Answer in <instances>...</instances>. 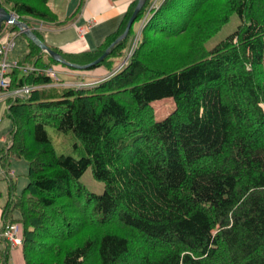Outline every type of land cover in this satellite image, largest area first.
Returning <instances> with one entry per match:
<instances>
[{
  "label": "trees",
  "instance_id": "trees-1",
  "mask_svg": "<svg viewBox=\"0 0 264 264\" xmlns=\"http://www.w3.org/2000/svg\"><path fill=\"white\" fill-rule=\"evenodd\" d=\"M0 1L32 29L77 16L60 20L50 0ZM137 5L96 50L50 48L89 65L125 32ZM233 15L237 30L208 50ZM133 32L88 70L55 61L21 34L28 53L8 75L10 90L55 83L26 66L111 73ZM168 98L176 108L157 121L152 104ZM5 116L12 131L0 170L7 179L12 161L25 160L29 183L17 194L8 180L3 230L21 227L25 264H264V0H161L115 75L9 99ZM48 125L72 132L81 157L57 154ZM89 169L103 194L81 183Z\"/></svg>",
  "mask_w": 264,
  "mask_h": 264
},
{
  "label": "crops",
  "instance_id": "crops-1",
  "mask_svg": "<svg viewBox=\"0 0 264 264\" xmlns=\"http://www.w3.org/2000/svg\"><path fill=\"white\" fill-rule=\"evenodd\" d=\"M135 1L139 3V0H50L49 6L60 20L77 14L75 20L65 26H57L54 23L47 22H42V24H40L37 22L33 24V28L40 33L44 43L63 53L79 54L93 51L100 47L107 37L117 32L130 5ZM8 60L13 61L11 65L17 64V60L13 58L11 54ZM57 72L63 76L59 78L60 81L65 83H71L75 80H66L64 76L70 78L71 76H78L76 74H83V72H73L63 69H59ZM110 74L111 73H106L103 69H98L92 73H85L89 78L94 77L97 80L106 78ZM6 109L7 104L0 103V132L6 127L11 126L10 121L6 120ZM9 137L10 135L2 139L0 138V155L1 151L8 146ZM10 171L11 170L8 171L9 177H14L16 173ZM0 174L1 176L5 175L2 171ZM11 180L13 179L11 178ZM6 194L8 200V184L6 185ZM5 205L3 207L0 205V231H2L5 226ZM0 264H25L22 247L19 246L13 249L6 240L1 239Z\"/></svg>",
  "mask_w": 264,
  "mask_h": 264
},
{
  "label": "rangeland",
  "instance_id": "rangeland-1",
  "mask_svg": "<svg viewBox=\"0 0 264 264\" xmlns=\"http://www.w3.org/2000/svg\"><path fill=\"white\" fill-rule=\"evenodd\" d=\"M147 1V0H146ZM161 0H159L160 3ZM157 4V0H151L149 8L145 11V14L143 18L139 22H135L133 25V34L129 41V49L126 51L125 57L120 61V63L115 67V69L111 72V74L103 79H96L94 77L89 78L84 73L83 74H76L78 76L74 77L71 76L70 78L68 76H64V78L75 80L74 82H71L72 87H78L77 85L85 83L86 87L93 86L94 84L112 77L115 75L119 68L124 64V62L127 60V62L132 57L135 46H138V44L141 41V37L144 31V28L147 24V22L150 20V17L153 14L154 9H156L159 5ZM8 8V7H7ZM10 9V8H9ZM10 12V11H9ZM13 14V13H12ZM18 17L17 15H15ZM19 20V19H18ZM23 22V21H22ZM41 24V23H40ZM240 25V19L237 15H233L230 19V21L217 33L209 42L207 43V49L212 50L217 44H219L221 41L226 39L228 36L233 34L238 26ZM3 30L0 34V40H2L5 35H7L9 31V26L7 24L3 25ZM42 27V26H41ZM30 28V27H29ZM32 29V28H30ZM35 30V28L32 29V31ZM126 30V29H125ZM131 31V30H130ZM34 32V31H33ZM28 43L27 40L23 36H19L16 40V47L15 49L10 53L13 58H15L18 61L24 60L25 55L28 53ZM9 63H13L12 60L9 61ZM126 65V63L122 66V68ZM121 68V69H122ZM120 69V70H121ZM118 70V71H117ZM58 77H63L58 73ZM79 77V78H78ZM81 88V87H80ZM153 109L155 111V118L157 121L164 120L169 114H171L175 110V102L173 99H163L160 101H156L152 104ZM6 120H8L6 118ZM47 132L49 133V136L52 140L53 146L57 152V154H63V155H71L75 158H80L81 155L84 153V146L83 144L74 136L72 132L64 133L59 131L56 127L48 125L46 127ZM12 131V127L8 126L3 131L0 132V138L8 137ZM11 170L10 172L14 171L16 175L11 177L14 182H16L17 187V194H21V192L24 190V188L28 185L29 179L27 177L29 173L28 164L25 160H14L12 161L11 165L8 167L7 171ZM4 173L6 171L0 170ZM5 176H1L0 174V205L3 207L7 200V194H6V185L8 184V180L11 178L8 176L7 179H4ZM81 183L87 188L89 192L95 193V194H103L105 192L106 186L103 182H100L95 179L92 169H89L81 178ZM5 184V185H4ZM5 186V187H4ZM2 194V195H1ZM8 201V200H7ZM15 219L20 218V214L18 212L14 213Z\"/></svg>",
  "mask_w": 264,
  "mask_h": 264
},
{
  "label": "built area",
  "instance_id": "built-area-1",
  "mask_svg": "<svg viewBox=\"0 0 264 264\" xmlns=\"http://www.w3.org/2000/svg\"><path fill=\"white\" fill-rule=\"evenodd\" d=\"M159 3V0H157V4ZM19 19V17H16ZM23 30H19V32H8L5 37L0 40V103L7 104V101L12 98L22 97L25 95H29L36 89L40 88H49L54 86H64V87H72L75 85H72L71 83H65L61 82L58 77V72H56L53 69H47L44 71L38 70L35 67L32 66H26L23 68L24 73H28L31 71H37L41 74H45L51 79L55 81L54 84L51 85H45V86H25L19 89L10 90V78L9 74L12 72L13 68L17 66L11 65L9 63V55L10 53L15 49L16 47V40L19 35L23 34ZM137 46H135L136 48ZM127 63V60L124 62V64ZM123 64V65H124ZM122 65V66H123ZM122 66L119 68V70L122 68ZM118 71V70H117ZM95 85V84H94ZM78 87H86L85 83L77 85ZM6 240L11 248H16L19 246H22V230L21 227L18 224H13L6 229L0 231V240Z\"/></svg>",
  "mask_w": 264,
  "mask_h": 264
},
{
  "label": "water",
  "instance_id": "water-1",
  "mask_svg": "<svg viewBox=\"0 0 264 264\" xmlns=\"http://www.w3.org/2000/svg\"><path fill=\"white\" fill-rule=\"evenodd\" d=\"M145 2H146V0H139V3L137 5L136 9H135L133 15L131 16V18L127 24L125 32L110 46L109 49L106 50V52L103 54L102 57H100L98 60L94 61L93 63H91L89 65L82 66V65L72 64V63H69V62L65 61L64 59H62L61 55L59 53H57L56 51H54L53 49H51L41 39H39L35 35V33L32 31V29H30L29 26L25 22L18 20L16 18L15 14H12L5 7H3L1 1H0V34L3 30L4 24L14 25V26L18 27L19 30H23L24 31L23 33L26 37H28L31 41H33L38 47H40V49L42 51L47 53L55 61H57L63 65H66L68 67L77 69V70H88V69L100 64L105 58H107V56L110 54L112 49L117 44H119L125 38H127V36L130 33L131 28L133 27L134 23L138 19V16H139Z\"/></svg>",
  "mask_w": 264,
  "mask_h": 264
},
{
  "label": "bare ground",
  "instance_id": "bare-ground-1",
  "mask_svg": "<svg viewBox=\"0 0 264 264\" xmlns=\"http://www.w3.org/2000/svg\"><path fill=\"white\" fill-rule=\"evenodd\" d=\"M24 34V33H23ZM56 71V70H55ZM57 72V71H56Z\"/></svg>",
  "mask_w": 264,
  "mask_h": 264
},
{
  "label": "flooded vegetation",
  "instance_id": "flooded-vegetation-1",
  "mask_svg": "<svg viewBox=\"0 0 264 264\" xmlns=\"http://www.w3.org/2000/svg\"><path fill=\"white\" fill-rule=\"evenodd\" d=\"M4 27V26H3Z\"/></svg>",
  "mask_w": 264,
  "mask_h": 264
}]
</instances>
